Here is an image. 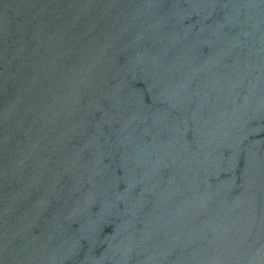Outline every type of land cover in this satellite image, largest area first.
<instances>
[{"label": "water", "instance_id": "obj_1", "mask_svg": "<svg viewBox=\"0 0 264 264\" xmlns=\"http://www.w3.org/2000/svg\"><path fill=\"white\" fill-rule=\"evenodd\" d=\"M0 264H264V0H0Z\"/></svg>", "mask_w": 264, "mask_h": 264}]
</instances>
